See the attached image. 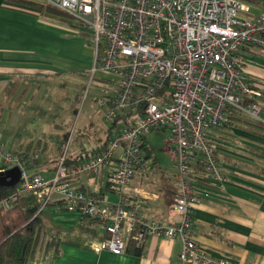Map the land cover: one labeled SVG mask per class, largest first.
I'll return each instance as SVG.
<instances>
[{"label": "built area", "instance_id": "obj_1", "mask_svg": "<svg viewBox=\"0 0 264 264\" xmlns=\"http://www.w3.org/2000/svg\"><path fill=\"white\" fill-rule=\"evenodd\" d=\"M35 1L90 33L88 75H100L103 94L110 97L102 103L105 121L112 126L118 114H138L124 119L135 123L113 130L101 151L85 152L72 164L63 155L48 181L34 172L38 153H6L0 143V174L20 172L18 188L2 208L33 198L42 214L57 197L81 222L95 223L101 239L89 243L94 253L120 256L130 244L140 248L148 239L178 240L180 264H231L209 259L191 230L195 208L211 197L204 180L223 189L231 179L216 159L215 134L234 116L264 122V88L249 78L241 57L247 47L264 53V13H254L255 0ZM166 130L177 173L170 206L178 217L174 225L141 219L139 207L156 198L131 186L152 172L146 138ZM97 176L117 203L75 187L81 178Z\"/></svg>", "mask_w": 264, "mask_h": 264}, {"label": "crops", "instance_id": "obj_2", "mask_svg": "<svg viewBox=\"0 0 264 264\" xmlns=\"http://www.w3.org/2000/svg\"><path fill=\"white\" fill-rule=\"evenodd\" d=\"M5 2L0 0V126L4 127L0 128V143L6 153L19 154L25 153L29 145L37 143L16 138L14 130H22L29 122H34L29 112L39 84L65 74L82 73L88 77L93 53L90 44L64 28L63 23L53 22L37 12L6 5ZM254 6L256 15L264 13V0H255ZM241 57L246 62L249 78L264 88V55L247 47L241 51ZM11 85L14 88L10 89ZM47 95L46 92L42 96L43 104L47 102ZM259 105L263 117L264 96ZM242 136L251 139L252 143L243 142ZM148 137L146 154L151 164L155 165ZM215 137L218 143L223 144L216 157L231 179L223 189H216L208 177L204 180L211 197L193 212L191 238L211 260H225L231 264H264V138L237 125L217 132ZM39 142V152L44 154L47 146ZM99 143L95 142L97 146L90 151L103 144ZM55 164L56 160L47 170L49 179L42 178L44 181L53 178ZM37 168L34 172L40 175ZM153 169L154 166L151 174ZM150 175L147 178L136 177L138 182L131 183L132 188L156 198L139 207L141 219L164 225L176 224L178 217L170 209L172 199L167 193L169 188L165 189L163 198L149 192L144 180ZM161 183L164 187L163 181ZM171 183L174 190L175 177ZM75 187L83 193L102 196L111 204L119 200L104 187L102 176L81 178ZM43 214L54 218L51 221L50 217H43L51 228L50 232L61 235L74 230L80 221L77 212L67 210L57 197ZM143 249L142 256L138 258L64 248L62 259L54 264H180L181 242L178 240L148 239Z\"/></svg>", "mask_w": 264, "mask_h": 264}, {"label": "rangeland", "instance_id": "obj_3", "mask_svg": "<svg viewBox=\"0 0 264 264\" xmlns=\"http://www.w3.org/2000/svg\"><path fill=\"white\" fill-rule=\"evenodd\" d=\"M39 15L49 17L53 22L63 23L60 19L50 17L45 13L40 12ZM63 26L75 32L79 38L88 44L92 42L89 32L83 29L79 30V28L70 29L65 23ZM260 54L264 55V53ZM99 79L100 75H96L91 80L90 76L87 77L82 73L80 75L65 74L61 78H53L51 81L39 84L37 96L34 98L29 112V116L34 122H29L22 130L15 129L14 132L16 138L25 140L27 143L42 141L47 146L44 154H40L39 151L30 152L39 154L40 160L39 163L35 164V168L38 167L37 171L43 179H49L47 170L53 166L54 160H56L54 167L56 169L59 159L63 155L69 157L82 154L97 146L94 145L95 142L103 143L110 124L105 121L107 108L102 107V103L110 97L103 94L102 89L105 84ZM46 92L48 93L47 102L43 104L42 96ZM0 128L4 129L2 126ZM242 140L246 143L251 141V139L243 136ZM148 143L153 152L155 165L153 173L144 182L148 186L149 192L163 198L165 193L162 191V179L172 181L173 177L176 176L175 156L173 154L168 155V152L171 151L169 130L151 134L148 137ZM219 145L218 148L222 149L223 144L219 143ZM138 179L135 178L132 185L137 183ZM169 189H172V184ZM43 217L49 218L50 216L43 214ZM49 220L53 221L54 218L51 216ZM50 229L48 226L47 231L50 232ZM63 249H61L62 257ZM44 259L43 255L38 253L30 264H43L46 261Z\"/></svg>", "mask_w": 264, "mask_h": 264}, {"label": "trees", "instance_id": "obj_4", "mask_svg": "<svg viewBox=\"0 0 264 264\" xmlns=\"http://www.w3.org/2000/svg\"><path fill=\"white\" fill-rule=\"evenodd\" d=\"M5 4L23 8L31 12L45 13L50 17L60 19L70 29H78L66 15L52 7L43 6L35 0H6ZM11 87L14 88V85H11L10 89ZM137 114L132 111L126 115L118 114L113 125L107 130L103 144L92 152H99L106 148L112 136V131L124 123L133 125L135 122L123 121L133 116L135 119ZM234 125L264 138V123L262 122L248 121L241 116H234L232 118V124L229 127H225L224 130H229ZM40 148L41 142H37L35 145H29L25 153L32 152V150L33 152L39 151ZM149 153L152 154L151 151ZM81 155L67 157L68 164L76 162ZM216 159L218 160L217 157ZM152 166H154V163ZM162 181L164 184L162 191L165 193V189L170 188L172 183L169 179H162ZM17 188H0V264H30L38 253H41L46 259L43 264H54L62 259V248L90 251L89 245L87 246V244L101 239L97 233L95 223L88 221H79L77 227L66 235L48 232V225L44 221L42 214H38L39 206L33 198L20 197L8 209H3L1 206L2 203L12 197ZM167 193H169V198L172 201L177 194L175 189H169ZM131 245L127 247L125 254L138 258L141 257L144 246L135 248L130 247ZM38 249H40V252H38Z\"/></svg>", "mask_w": 264, "mask_h": 264}, {"label": "water", "instance_id": "obj_5", "mask_svg": "<svg viewBox=\"0 0 264 264\" xmlns=\"http://www.w3.org/2000/svg\"><path fill=\"white\" fill-rule=\"evenodd\" d=\"M20 172L13 169L4 174H0V188H14L19 184Z\"/></svg>", "mask_w": 264, "mask_h": 264}]
</instances>
